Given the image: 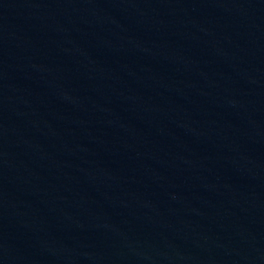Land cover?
<instances>
[{
  "label": "water",
  "instance_id": "water-1",
  "mask_svg": "<svg viewBox=\"0 0 264 264\" xmlns=\"http://www.w3.org/2000/svg\"><path fill=\"white\" fill-rule=\"evenodd\" d=\"M0 264H264V0H0Z\"/></svg>",
  "mask_w": 264,
  "mask_h": 264
}]
</instances>
